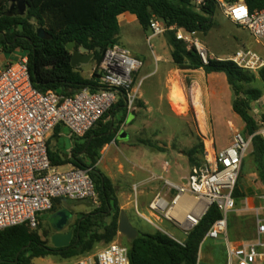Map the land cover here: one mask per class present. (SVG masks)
Wrapping results in <instances>:
<instances>
[{"label": "built area", "instance_id": "built-area-1", "mask_svg": "<svg viewBox=\"0 0 264 264\" xmlns=\"http://www.w3.org/2000/svg\"><path fill=\"white\" fill-rule=\"evenodd\" d=\"M216 1L229 21L248 30L255 42L264 46V9L250 12L244 2ZM204 2L195 0L196 9ZM149 30V40L168 30L174 31L177 40L196 50L204 65L210 60H227L252 73L264 68V55L250 48L242 47L222 59L210 53L199 32L188 33L177 26L167 28L156 18ZM142 67L140 59L116 44L104 53L100 62V89L92 92L86 88L68 97L52 91L43 93L34 86L27 55L0 68V231L21 225L31 231L38 229L41 217L53 208L56 199L100 205L91 169L59 171L52 165L48 139L58 125L67 127L76 138H84L122 98L131 112L140 96L141 83L136 84L135 75ZM188 108L197 115L192 98H188ZM256 122L258 130L248 138L234 130L232 144L225 149L217 148L213 133L207 127L202 131L199 122L203 144L201 164L191 169L185 183L165 180L167 187L175 189V196L168 199L156 195L149 204V216L139 211L138 215L152 225H155L152 219H165L176 225L186 238L215 205L221 218L212 224L205 239L225 240L226 264H264V195L260 196L261 203L256 208L244 200L243 209L234 197L253 138L260 136L264 142L262 117ZM134 190L137 193V186ZM250 211L256 223L254 238L229 239L231 214ZM172 239L184 245V240ZM73 264H130L129 248L114 241Z\"/></svg>", "mask_w": 264, "mask_h": 264}, {"label": "trees", "instance_id": "trees-1", "mask_svg": "<svg viewBox=\"0 0 264 264\" xmlns=\"http://www.w3.org/2000/svg\"><path fill=\"white\" fill-rule=\"evenodd\" d=\"M0 0V53L12 55L17 48L28 56L29 69L34 86L41 92L52 91L59 96H73L88 88L92 92L100 89L99 74L95 71L91 79L84 78L79 69L71 66V53L66 47L71 42L75 48H86L96 53L100 61L104 53L119 42L118 17L130 13L137 17L144 31L150 29L153 18L167 28L177 26L185 32H199L206 35L215 25L218 12L216 0H205L196 9L195 0H23L27 5L26 14L7 16L9 2ZM236 3L240 0H225ZM250 12L264 9V0H245ZM43 29L50 40L37 36L36 30ZM164 37L172 50L174 65L180 70L203 69L206 74L223 73L234 94L233 110L246 126L249 136L258 130L256 118L251 114L252 104L262 99L264 90L255 87L261 81L264 86V68L258 73L245 71L233 62L210 60L204 65L194 48L177 40L174 31L168 30ZM101 52H98V49ZM187 97V96H186ZM188 100V98H187ZM122 98L104 116L102 121L76 145L67 161L57 164L49 151L52 165L71 163L75 168L91 169V177L98 192L100 205L90 213L78 215L69 229L74 236L68 247L54 248L45 233L39 235L27 226L21 225L0 231V264H32L34 259L60 256L64 259L82 257L91 253L98 245H109L119 235V219L123 212L117 192L111 180L96 168L100 149L109 144L117 132L113 121H104L127 108ZM124 115L122 119L124 118ZM264 121V114H262ZM111 131V133H110ZM254 166L264 186V142L260 136L252 140ZM203 153V144L199 146ZM196 148L186 155L193 168L201 164L194 158ZM234 197L239 203L245 198L237 185ZM63 199H56L52 210ZM221 218L218 208L213 205L202 217L199 225L179 245L161 231L153 234L139 232L134 241L128 242L130 264H198L199 252L212 224ZM231 224V223H230ZM243 229L250 230L249 221H242ZM41 225V224H40Z\"/></svg>", "mask_w": 264, "mask_h": 264}, {"label": "rangeland", "instance_id": "rangeland-1", "mask_svg": "<svg viewBox=\"0 0 264 264\" xmlns=\"http://www.w3.org/2000/svg\"><path fill=\"white\" fill-rule=\"evenodd\" d=\"M13 3L15 2H9V6H11ZM214 23V27L206 35L200 33L201 39L204 41L211 54L215 55L216 57L226 59L233 55L237 50L241 49L242 47H246L264 55V46L258 45L248 30L230 22L223 15L220 9H218V12L215 15ZM150 35L151 31H144L138 23L135 26L131 27V32H129L128 34L122 33V44L134 51V53L142 61H144V66L141 69V72L136 77V84L141 83V91L146 95V99L150 100L153 108L152 113L149 115V120L146 123L147 130H145L143 134L141 133L136 136V138L135 136H133L134 132H131L133 130H131L129 133L130 135L124 140L129 141L130 137L132 136V139H136V142L138 144L144 143L151 147L157 148L158 150H163L167 146H169L176 151L173 157H171L170 155L167 156L169 163L173 167V175L175 176V173H183L187 174L189 177V164L187 162L188 157L186 154L190 150L196 148V154L194 158L197 162L202 159V153L199 148L202 142L199 135L201 132L198 128L199 122L202 131H205L206 128L204 127V123H201L202 120L199 118L198 113L196 115L193 112L192 108H186V111H184V113H180L184 115L182 117H178L171 112V109L168 105H165L164 116L162 117L158 115L156 110L157 100L154 93H164V83L161 82L162 84L160 83L161 85H158L161 73L159 75L150 76L148 78L143 77L149 71L155 70L156 64L154 62V55L159 53L161 40H163L164 35L156 36L148 41L147 38L150 37ZM15 53H17L18 57L24 55V53L19 50ZM2 59H4V55L0 53V61ZM99 66L100 61L94 58L88 65H83L78 69L80 74L84 78L89 79L92 77L95 71H98ZM155 84L157 87L155 86ZM254 86L264 90V86L261 81L255 83ZM184 89L186 90L185 87ZM186 91L185 93H183L184 98L185 95L188 96ZM196 97L198 98L194 99V101L199 100V96ZM140 106V100L138 99L131 113L135 114L137 112L136 109L138 108L139 110ZM173 109L175 110L174 107ZM201 115H203L204 118L202 108ZM224 115L225 118L223 120H217L215 118L213 122V135L217 148L230 144L231 141H233L234 130L242 133L246 138L249 137V134L246 131L245 123L238 115H236L233 111L232 113H228V115L225 112ZM261 116L262 115L260 114L255 115V118L258 119ZM203 121H205V119ZM229 121L232 122V125L229 123ZM209 123L211 125V122L208 121V124ZM208 129L210 132H212L210 128ZM69 142V139H67L66 137H62L53 145H57V147L59 148H66L68 147ZM247 155L249 156V158L251 157V148L249 149ZM59 170L67 171L68 169L63 168L62 166L59 167ZM253 171L256 172L254 165ZM249 173L250 170L248 168V165L245 166L243 170L241 168L240 176L237 182V185L239 186L241 192H245L244 188L249 186L257 187L259 179H256L254 177L249 178ZM149 198L144 201L148 203L150 201ZM241 206L244 207L243 201ZM97 207L98 206L91 201L75 202L63 199L61 204L56 207L55 210L51 209L48 213L43 215L44 224L43 222H41V225L38 227V229L32 231L39 235H44L46 233L49 236V240H51V236L57 231L55 226H57L61 221L60 213L62 211L68 212L66 216L69 220L67 221V224L64 228V231H67L75 224L78 216L77 212L81 213V211L84 210H86L84 212L93 211ZM147 207L148 206H140L139 211L149 216V210L147 209ZM129 220L139 232L153 234L159 230L171 238L185 240V236L183 235L182 231L178 229L176 225L165 219H163L162 221L152 219L155 223V225H152L143 218L139 217V215L136 213V210H133L129 213ZM244 220L249 221L252 225L250 230L243 229V227L241 226L240 223ZM255 224L256 223L251 213L235 212L231 214L229 219L228 236L232 240H251L255 235ZM115 241L123 246L128 247L129 240L120 233ZM49 245H51V243H49ZM105 246L106 245L100 244L91 253L95 254ZM225 251L226 242L223 238H220L218 240L205 239L200 248L198 264H226L227 258L225 257ZM80 258L81 257L64 259L60 256H49L45 258L34 259L32 264H73Z\"/></svg>", "mask_w": 264, "mask_h": 264}, {"label": "crops", "instance_id": "crops-1", "mask_svg": "<svg viewBox=\"0 0 264 264\" xmlns=\"http://www.w3.org/2000/svg\"><path fill=\"white\" fill-rule=\"evenodd\" d=\"M118 22L120 27L118 44L124 47L125 49L129 50L135 57L140 59L134 53V51H132L131 49L127 48L125 45L122 44V33L128 34L129 32H131L132 26H135L137 23L139 24L137 17L130 13H124L118 17ZM147 40L149 41V37L147 38ZM171 53L172 50L167 44L165 37H163V40H161L159 53L154 55V62L156 64V68L154 71H149L143 77V78H148L150 76H154V75L156 76L161 73V76L158 81V85L161 82L164 83V88H163L164 93L162 92L154 93L157 100L156 110L158 115L162 117L164 116L165 105H168L170 107L171 112L174 115L178 117H182L184 115V114H180V113H184V111L178 110L171 102V98H170V90L174 86L175 81H177L183 93H185V91L187 90L186 93L188 97H186L185 95L187 102L186 108H188L187 98H192L194 100L198 98L196 96H199V100L198 101L195 100V107L197 113L199 115V118L202 120L201 123H204L205 125L204 127L210 128L213 133L214 119L216 118L217 120H223L225 118L224 115L225 112L227 113V115L228 113H232V111L234 112L233 110L234 94L227 82V78L225 74L223 73L206 74L203 69L186 70V71L180 70L176 68V66L174 65ZM2 55H4V59L0 61V68H2L8 62L15 61L18 58L17 53H13L12 55H7V54H2ZM142 62L144 66V61ZM141 69L139 70V72L136 73L135 80L137 75L141 72ZM184 87L186 88V90L184 89ZM145 96L146 95L140 89L139 100L141 106L139 110L138 108L136 109L137 112L135 114L126 111L124 115L122 111H119L114 115L115 117H109L104 121V123H106L111 119L115 127L117 128V132L113 140L109 144L104 145L100 149L99 159L96 164V168L99 171H101L105 176H107L114 185L117 192L120 208L123 212H126L128 218H129V213L132 212L133 210H136L137 213L139 211L140 206H144V207L148 206L147 209L149 210V204L151 203L153 198L158 194H161L167 197L168 199H171L175 196L176 194L175 189H171L167 187L165 184V180H168L175 184H180V183H185L186 179L188 178V175L183 173H175V176L173 175V167L169 163L167 156L170 155L171 157H173L176 151L170 148L169 146H167L163 150H158L157 148L151 147L144 143L138 144L136 142V139L135 140L132 139L133 138L132 136L130 137L129 141L128 140L125 141L124 139L120 138V136L123 133H126L128 137L130 135L129 133L131 130H133L131 132H134L133 136H135V138L136 136H138L141 133L143 134L144 131L147 130L146 123L149 120V115L152 113L153 108H152V103L150 102L149 99H146ZM212 98L214 99V102ZM172 105L176 111L173 109ZM201 108H202V113L204 114V118L203 115H201ZM251 114L254 117L255 115L264 114V96L262 97V99L252 104ZM123 115L124 118L122 119ZM204 119L205 121H203ZM208 121L211 122V125L210 123L208 124ZM229 123L232 125L231 121H229ZM62 137H66L67 139H69L70 142L68 144V147L59 148L57 147V145H53L56 141L60 140V138ZM83 142H84L83 138H76L75 136H73L67 127H65L64 125H58L48 139V148L51 154L53 155V159L55 160V162L57 164H60L61 161H67L69 159V155L73 152L76 145L82 144ZM231 144L232 141L230 144H227L225 146H220L218 149H225L229 147ZM187 162L189 164V173H190L192 167L188 161V158H187ZM247 165L250 170L249 178L250 177H254L256 179L258 178L259 182L257 183V187L249 186L244 188L245 192L243 193L245 194V198L238 203V207L240 208L242 201L245 202L244 200L247 199L250 207L256 208L261 203L260 196L264 195V186L257 172L253 171V165H254L253 147H251V157L249 158V156L246 155L243 161L242 170ZM54 166L58 170L59 167L62 166L63 168H66L68 170L75 168V166H73L71 163L66 165H54ZM61 172H65V171H61ZM135 186H137L138 189L137 193H135L134 191ZM147 198H149L150 200L148 203L144 201ZM64 200H68V199H64ZM240 209H243V206H241ZM84 211H81V213L92 212V211H87V212ZM61 213L67 214L68 212L62 211ZM77 213L78 215L81 214L80 212ZM244 213H251L254 218L253 212L250 211ZM68 220L69 219L67 218V221ZM67 221L60 229H58L57 226H55L57 231L54 234L66 233L68 230L64 231V228L67 224ZM41 222H43L44 224V216L41 217L40 224ZM225 257L227 258L226 251H225Z\"/></svg>", "mask_w": 264, "mask_h": 264}, {"label": "water", "instance_id": "water-1", "mask_svg": "<svg viewBox=\"0 0 264 264\" xmlns=\"http://www.w3.org/2000/svg\"><path fill=\"white\" fill-rule=\"evenodd\" d=\"M240 2H245V0H240ZM26 11V3L23 0H18L10 6L6 15L23 17L26 14ZM36 33L40 39H51V37L41 28H38ZM66 49L71 53V66L74 69H78L83 65H88L96 57V53H90L84 47L76 49L74 42L68 44ZM98 52H101L100 48L98 49ZM126 137V133H123L120 136L121 139H125ZM60 216L62 219L57 225L58 229H60L67 221V216L65 213H60ZM119 233L125 236L129 241H134L139 236V231L131 224L126 212L121 213L119 219ZM73 236V231H68L66 233H56L51 236V245L57 249L68 247L73 240Z\"/></svg>", "mask_w": 264, "mask_h": 264}, {"label": "bare ground", "instance_id": "bare-ground-1", "mask_svg": "<svg viewBox=\"0 0 264 264\" xmlns=\"http://www.w3.org/2000/svg\"><path fill=\"white\" fill-rule=\"evenodd\" d=\"M170 98H171V102L174 104V106L178 110H180V111L186 110L187 102L184 98V94L181 90V87L177 81H175L174 86L170 90Z\"/></svg>", "mask_w": 264, "mask_h": 264}, {"label": "flooded vegetation", "instance_id": "flooded-vegetation-1", "mask_svg": "<svg viewBox=\"0 0 264 264\" xmlns=\"http://www.w3.org/2000/svg\"><path fill=\"white\" fill-rule=\"evenodd\" d=\"M18 50H19V51H23V49H22L21 47L17 48L16 51H18ZM68 231H69V230H68ZM68 231H67V232H68Z\"/></svg>", "mask_w": 264, "mask_h": 264}]
</instances>
